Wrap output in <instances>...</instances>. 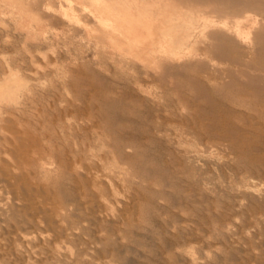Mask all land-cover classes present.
I'll list each match as a JSON object with an SVG mask.
<instances>
[{
  "label": "rangeland",
  "instance_id": "rangeland-1",
  "mask_svg": "<svg viewBox=\"0 0 264 264\" xmlns=\"http://www.w3.org/2000/svg\"><path fill=\"white\" fill-rule=\"evenodd\" d=\"M7 15L0 72L5 59L25 86L0 108V264H264L263 119L254 128L238 122L245 143H230L204 126L202 99L204 109L181 113L170 90L147 95L110 59L93 57L80 31L39 29L42 42L33 41ZM215 107L231 128L225 106Z\"/></svg>",
  "mask_w": 264,
  "mask_h": 264
},
{
  "label": "bare ground",
  "instance_id": "bare-ground-1",
  "mask_svg": "<svg viewBox=\"0 0 264 264\" xmlns=\"http://www.w3.org/2000/svg\"><path fill=\"white\" fill-rule=\"evenodd\" d=\"M52 9H53V11H51ZM5 13H7L10 16V18H12L15 21V27L16 28H18V29L20 28L21 30L27 29V34L25 36L26 37L27 36L32 37L31 39L34 38L33 41L39 37L40 30L44 31L45 35H46V32H49V33L52 32L55 35H58L59 33L65 34L68 31L73 36H75L74 34L76 32L80 31V33H83V37L85 38L83 41L86 42V47H87L86 50L87 51L91 50L90 52H92L93 57L99 58V57L105 56L108 59H110V62L113 66L118 67L126 75H129V76L132 75L134 77V81L137 83V88L140 89L143 93H145L147 95L162 93L163 91H165L167 89L170 90L171 92H173V94L176 97L177 108L180 110L181 113L189 114L191 109H193L192 111H193V113H195L194 111H196L198 109H201V108L204 109L205 106H203V104L200 102V99H202L204 101L203 103H206L208 105L207 107L209 108L208 109V115L209 116L204 117L205 121L207 120L206 123L203 122V123H205L204 126H206L207 129L209 128L208 130H212L213 132H215V134H217V136H219L220 138L227 139L230 143H236V144L238 143L239 144L240 142L245 141V140L241 141L238 137L240 135L238 133L240 131L239 130L240 128L238 129V126H237L238 122H241V123L246 124V125L249 124V126L251 127V125L254 123H255V125L257 123L260 124V121L254 120L255 119L254 117H256V116L258 117L259 120L263 119L262 121H264V0H0L1 17H3V15ZM2 24L3 23L0 20L1 26H3L5 23L3 25ZM13 24H14V22H13ZM7 25L5 24L4 26H7ZM8 28H10V26H8ZM8 28H5V29L7 30ZM37 29L38 30L40 29V30L34 31ZM32 30L34 32H32ZM0 32H2V31L0 30ZM55 35H53V36H55ZM6 37H7V35H6ZM83 37H82V39H83ZM64 38H66V37H64ZM7 39H8V37H7ZM80 40L81 39L79 38V41ZM3 41L5 42V39ZM39 41H41V39H39ZM8 42L11 43V41H9V40H8ZM64 44L65 43H63V45ZM21 46H22V44H21ZM78 48L81 49L80 47H78ZM51 49H53V48H51ZM45 50H46V52H48L47 49H45ZM53 50H55V49H53ZM87 51H85V52H87ZM47 54L44 55L45 57H44V59H42L43 62L46 61V59H45L46 56L51 54V52L48 55ZM27 55H29V54H27ZM41 55L43 56V54H41ZM83 55H85V54H83ZM30 57H32V55ZM4 58H6V57H4ZM49 58H50V55H49ZM32 59H33V57H32ZM26 60L28 61V58ZM29 60H31V59H29ZM4 62H6L5 65H6L7 69L6 70L4 69L0 72V108L4 107V106L1 107L2 104L3 105H4V103L7 104V101L10 98L14 97V96H11L12 91H17L18 89L22 90L21 87L25 86V83H23L19 80L20 75H19V77L17 76V78L13 77V74L11 73V70H12L11 66L12 65L9 66L8 65L9 63L5 59H4ZM30 62H32L33 66L35 65V63H33V60ZM47 64L45 63L44 65L43 64L42 65L44 67ZM27 65H29V64L27 63ZM16 66H17V64H16ZM37 66L41 67V64L40 63L38 64V62H37ZM51 66L52 67L57 66V68L59 67L58 65H54V63ZM51 66H50V68H51ZM46 68L48 69L49 67H46ZM46 68L44 67V70ZM26 69H27V67H26ZM73 70L74 69L72 67H68V69H66L64 71H66L65 72V73H67L66 75L69 76V74H71V77H73L72 75L75 73V72L73 73ZM20 71H22V70H20ZM57 71H58V69H57ZM33 72H35V71H33ZM33 72H31L32 75H34ZM16 74H18V73H16ZM16 74L14 73V75H16ZM36 74H37V72L35 73V75ZM92 74H94V73H92ZM53 75H55V74H53ZM38 76H37V78H38ZM71 77H70V79H71ZM21 78H23V76H21ZM57 78L58 77L56 76V79ZM75 78H77V77H75ZM44 79H43V81H44ZM61 80H63V79H61ZM66 80H68V79H66ZM32 82H34V81H31V83ZM36 82H37V80H36ZM41 82H40V84H41ZM65 82L67 83V81H65ZM80 82H81V80H80ZM42 84H44V83H42ZM53 84H55V83H53ZM51 86H52V84H51ZM41 87L42 86H40V88ZM97 87H96V89H97ZM127 87H128V85H127ZM183 87L188 88V90L190 92V97H191L190 99L187 96L188 94L185 95L182 92ZM27 90H28V88H27ZM90 90L92 91V89H89V91ZM117 90H118V88H117ZM120 91H121V89H120ZM123 91H124V89H123ZM128 92H129V90H128ZM211 93H213L215 96H213ZM75 94H76V92H75ZM115 94H114V96H116ZM16 95H19V94H16ZM67 95L69 96L70 94L67 93ZM110 95L112 96L113 93ZM120 95H121V93H120ZM128 95L129 94L127 93L126 96H128ZM160 95H162V94H160ZM64 96H66V95H64ZM74 96H77V95H74ZM80 96H81V94H80ZM100 96H103V95H100ZM94 97H95V95H94ZM94 97L92 100L94 101V99H95V101H96V98H94ZM170 97H171V95H170ZM73 98L74 97H72V101H75L77 99L75 97V99L73 100ZM12 99H11V101H12ZM98 99H99V97H98ZM98 99H97V101H98ZM15 100L18 101L17 99H15ZM196 100H198V101H196ZM101 101H100V104H102ZM76 102H79V101L76 100ZM8 103L11 104V102H8ZM89 103H90V101H89ZM220 103L225 106V107H223V110H222L223 115L226 116V118L229 121H231L232 126H233L232 127L230 125L231 124L230 123L229 125L231 126V128H229V126L227 124L226 125L228 127L227 128H226V126L224 127L221 124V121L219 119L220 117L218 115H215L216 113H214V109L216 108L215 104H220ZM68 104H69V102H68ZM60 105H61V103H60ZM105 105H106V103H105ZM100 108H102V107H100ZM226 109H227V111H226ZM0 111H1V109H0ZM217 111H218V109H217ZM107 112H109V111H107ZM107 112H105L104 114H107ZM101 113H103V112H101ZM136 113H137V111H136ZM136 113H134V114H136ZM143 113H145V112H143ZM110 114L113 115L114 113H110ZM110 114L108 116H110ZM0 116H1V114H0ZM169 116H170V114H169ZM174 116H175V114H174ZM193 116L195 117V115H193ZM197 116L199 118V115H197ZM87 117H89V116H87ZM158 117H159V115H158ZM181 117H182V114H181ZM97 118L99 120V117H97ZM8 119H9V117H8ZM81 119L82 118H80V120ZM89 119H91V118H89ZM89 119L87 121H89ZM5 120H6V117H5ZM94 120L95 119H92V122ZM184 120H185V118H184ZM175 121H177V120H175ZM80 122H82V121H80ZM85 122L86 121H84V123ZM90 123H91V121H90ZM110 123H108V124H110ZM184 123L185 122H183V124ZM102 124H104V122H102ZM111 124H113V122ZM111 124L109 126H111ZM200 124H201V122H200ZM188 125H190V124H188ZM104 126H105V124H104ZM262 126H264V125H262ZM253 128H254V126H253ZM103 132H104V130H103ZM177 132L175 131L174 133L178 134L179 132L178 133ZM120 133H121V131H120ZM100 134L101 133H99V135ZM103 134H101V136ZM106 134H108V131L106 132ZM115 134L116 133L114 132V135ZM176 134H174V135H176ZM237 134H239V135L237 136ZM22 135H24V134H22ZM10 136H11V134H10ZM15 136H17V135H15ZM101 136H100V139H101ZM103 136H105V135H103ZM214 136H216V135H214ZM109 137H110V135H109ZM116 137H118V139L120 137L122 138V136L119 137L118 135ZM112 138H114V136H112ZM242 138H244V137H242ZM248 139H250V138H248ZM9 143H10V141H9ZM20 143H23V142L20 141ZM11 145H9V146H11ZM12 146H14V145H12ZM218 146H219V144H218ZM234 147H235V145H234ZM3 148H4V146H3ZM246 148H247V146H246ZM247 149L251 150L250 148H247ZM21 150H23V148ZM204 150H206V149H204ZM257 150H259V149H257ZM15 151H17V150L15 149ZM120 151H122V150H120ZM34 152H36V151H34ZM122 152H121V154H122ZM31 153H33V152H31ZM114 154H116V153H114ZM124 157L126 158V156H124ZM22 159H23V157H22ZM127 161H126V163L130 162L128 159H127ZM12 164H13V162H12ZM122 165L119 167L121 169L120 171H129L131 168L130 167L128 170V168L126 167L127 165H124V164H122ZM128 166H129V164H128ZM130 166H131V163H130ZM24 168H26V167H24ZM74 168L75 169H73V170H76V167H74ZM15 169H17V168H15ZM15 169H13V171ZM117 169H118V167H117ZM131 170H132V168H131ZM129 174H131V173H129ZM95 176H96V180H97V175H95ZM82 177H84V176H82ZM15 178H17V177L15 176ZM101 179L102 178H100V180ZM94 181H95V177H94ZM43 182H44V180H43ZM53 182H54V180H53ZM5 183H7V182H5ZM7 185H9V184H7ZM28 186H30V185H28ZM39 187H40V185H39ZM18 189H17V191H18ZM21 191H23V190H21ZM17 194H20V193H17ZM36 197H38V196H36ZM15 201L17 203H20L17 200H15ZM23 202H21V203H23ZM39 203H41V201ZM62 212H64V211H62ZM67 250H69V249H67Z\"/></svg>",
  "mask_w": 264,
  "mask_h": 264
}]
</instances>
